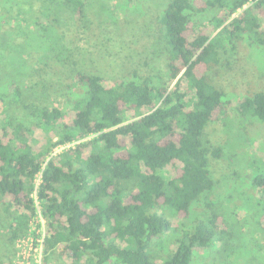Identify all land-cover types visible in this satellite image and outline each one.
Masks as SVG:
<instances>
[{"label":"trees","instance_id":"16d2710c","mask_svg":"<svg viewBox=\"0 0 264 264\" xmlns=\"http://www.w3.org/2000/svg\"><path fill=\"white\" fill-rule=\"evenodd\" d=\"M2 1L0 20L12 38L23 39L18 55L25 69L18 71L21 81L0 86V101L22 103L35 127L56 131L58 139L32 145L33 128L6 116L0 130V235L5 240L0 238V264L13 260L3 255L2 243L15 247L30 233L39 173L36 194L46 220L43 245L75 264H191L197 249L224 242L229 225L212 210L194 219L173 249H158L155 243L172 228L167 208L188 218L193 205L214 186L210 156L219 158L222 146L211 143L206 128L231 105L210 76L220 64L219 37L224 31L231 37L240 34L264 48V0L246 8L253 0H168L157 18L164 71L147 75L128 68L108 84L103 74L82 69L74 51L56 50L52 56L59 40L53 7L68 5L77 27L89 0ZM208 9L216 10L215 28L223 26L214 37L211 26L200 20ZM57 66H67L69 73L64 101L72 118L67 123V109L42 99L48 86L42 72L51 67L61 73ZM30 90L36 98L27 99L24 91ZM190 90L196 96L191 104L186 100ZM129 108L136 111L132 119L124 115ZM239 110L264 122V88L242 98ZM89 135L95 136L51 155L54 146ZM169 164L175 169L170 178L163 173ZM251 183L262 194L259 222L264 227V162ZM42 264H49L46 256Z\"/></svg>","mask_w":264,"mask_h":264},{"label":"rangeland","instance_id":"374dc122","mask_svg":"<svg viewBox=\"0 0 264 264\" xmlns=\"http://www.w3.org/2000/svg\"><path fill=\"white\" fill-rule=\"evenodd\" d=\"M85 8V18L74 27L72 12L68 5L53 7L58 23V42L56 50L70 49L79 66L87 71H97L111 79L120 77L128 68H137L141 74H155L165 69L163 40L159 32L157 18L168 0H89ZM257 0L246 4L244 8ZM3 1L0 0V5ZM8 6V4H7ZM243 8V9H244ZM237 11L233 16L242 13ZM215 9H208L200 16L204 24L212 28L214 37L223 26L215 28L212 18ZM73 30H75L73 32ZM66 32H72L73 37ZM221 46L218 47L220 64L213 67L210 76L213 82L225 92L231 101L230 108L218 121L210 122L206 128L208 139L213 145L222 146L219 158L210 156V169L214 186L210 192L201 196L193 205L188 218H182L172 209L165 210L172 222L171 230L160 240L158 249L171 250L175 240L188 230L193 220L217 211L223 215L229 225L230 236L224 242H216L209 249H197L191 264H264V227L259 222L262 214L259 199L261 192L252 185V177L259 172L264 162V122L250 113L239 110L240 101L256 89L264 88V48L248 43L241 35L229 36L227 31L220 34ZM24 45L22 38H12L0 20V86L11 80L23 79L18 73L25 68L24 58L18 53ZM38 64V63H36ZM51 65V64H50ZM38 66V65H37ZM57 68H61L57 66ZM29 73H34L27 68ZM55 74L47 69L42 72V79L48 85L43 95L45 103L67 109L68 115L63 118L67 123L71 118L70 110L64 101V80L67 77V66ZM63 71V72H62ZM34 73V78H37ZM174 85L172 83L171 87ZM28 90V89H27ZM27 99L36 98L32 90L24 91ZM9 100L11 93H7ZM1 100V97H0ZM186 100H196L195 91L187 93ZM124 115L132 119L136 115L134 109H126ZM11 115L33 128L32 145L43 146L58 139L56 131L49 132L35 127V119L22 103L0 101V130ZM95 135L78 137L71 143L54 146L51 155H59L77 143L89 140ZM91 147L88 148L89 152ZM175 169L169 164L163 170L166 177H172ZM39 182V178L36 182ZM37 214L31 221L28 236L17 241L15 247L2 243V253L13 259L12 264H42L45 256L49 264H75L71 258L57 252L46 250L43 245L46 233V220L42 215L41 203L33 194ZM207 204H209L207 206ZM169 209V210H168ZM4 229H1L3 234ZM5 241L3 235H0ZM119 264V263H118Z\"/></svg>","mask_w":264,"mask_h":264},{"label":"built area","instance_id":"2783aa9c","mask_svg":"<svg viewBox=\"0 0 264 264\" xmlns=\"http://www.w3.org/2000/svg\"><path fill=\"white\" fill-rule=\"evenodd\" d=\"M241 9H242V8H241ZM241 9H239V10H241ZM239 10H238V11H239ZM70 143H71V142H70ZM60 145H61V144H60ZM37 178H39V182H38V180H37V182H36V187H35V191H34V193H33V194H35L36 196H37L36 191H37V189H38V187H39V183H40V181H41V173L38 174Z\"/></svg>","mask_w":264,"mask_h":264}]
</instances>
